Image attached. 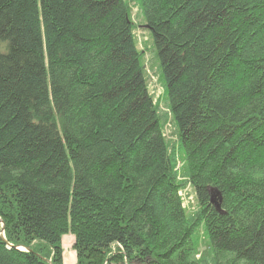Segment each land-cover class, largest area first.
<instances>
[{
	"label": "trees",
	"instance_id": "trees-1",
	"mask_svg": "<svg viewBox=\"0 0 264 264\" xmlns=\"http://www.w3.org/2000/svg\"><path fill=\"white\" fill-rule=\"evenodd\" d=\"M67 234L75 264H264V0H0V264Z\"/></svg>",
	"mask_w": 264,
	"mask_h": 264
},
{
	"label": "rangeland",
	"instance_id": "rangeland-1",
	"mask_svg": "<svg viewBox=\"0 0 264 264\" xmlns=\"http://www.w3.org/2000/svg\"><path fill=\"white\" fill-rule=\"evenodd\" d=\"M134 13L136 15V11L134 10ZM140 33H142L141 31H139ZM146 35V33H145ZM142 40V39H140ZM142 47V46H141ZM150 52L147 53L146 57L149 58L150 57ZM156 79V78H155ZM156 86L157 89V94H163V86H161L159 83ZM154 90V88L152 87V85H150V91ZM163 106H164V102H163ZM176 147L177 150L179 151V142L178 140L176 141ZM73 235L71 234H67L65 235V237L63 238L62 244H63V248H64V254H63V263L64 264H75L76 263V254L73 248Z\"/></svg>",
	"mask_w": 264,
	"mask_h": 264
},
{
	"label": "water",
	"instance_id": "water-1",
	"mask_svg": "<svg viewBox=\"0 0 264 264\" xmlns=\"http://www.w3.org/2000/svg\"><path fill=\"white\" fill-rule=\"evenodd\" d=\"M211 202L220 210L221 193L217 188H210ZM1 237L4 239V231L1 232ZM22 249V248H20Z\"/></svg>",
	"mask_w": 264,
	"mask_h": 264
}]
</instances>
